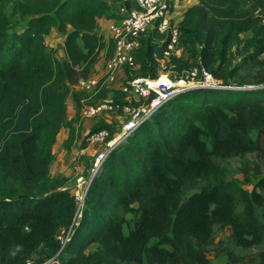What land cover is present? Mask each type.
I'll use <instances>...</instances> for the list:
<instances>
[{
    "label": "trees",
    "instance_id": "trees-1",
    "mask_svg": "<svg viewBox=\"0 0 264 264\" xmlns=\"http://www.w3.org/2000/svg\"><path fill=\"white\" fill-rule=\"evenodd\" d=\"M111 1L20 0L30 18L10 37L0 10V264H24L41 247L60 264H214L210 255L264 264V176L246 189L214 160L264 158V0H196L185 9L178 29L197 44L198 62L183 71L199 65L221 83L178 92L116 143L91 176L78 218L70 188L46 184L57 134L67 127L69 141L74 129L67 97L79 106L78 81L106 49L96 29L98 18L114 15ZM53 28L64 36L63 59L46 49ZM165 43L153 29L141 38L140 75L156 77ZM250 67L253 88L239 77ZM72 223L62 245L59 229ZM214 225L257 251L245 258L215 243Z\"/></svg>",
    "mask_w": 264,
    "mask_h": 264
},
{
    "label": "built area",
    "instance_id": "built-area-1",
    "mask_svg": "<svg viewBox=\"0 0 264 264\" xmlns=\"http://www.w3.org/2000/svg\"><path fill=\"white\" fill-rule=\"evenodd\" d=\"M172 9V0H120L114 15L106 25L113 46L112 53L104 61L102 68L90 72L78 81V88L84 92L79 100V118L116 113L119 129L113 136L106 128L87 130L82 135L77 149L78 155L83 154L92 145L99 146V149L91 161L87 179L82 175L76 177L78 184L72 190L76 202L73 220L81 215L85 191L91 176L116 143L126 139L137 126L149 119L158 107L178 92L189 88L216 87L221 83L199 65L187 69L184 77L172 79L168 75V62L180 51L178 21L173 17ZM152 29L162 34L166 41L163 57L154 78L140 75L136 60L141 38ZM114 91L124 97L117 100L101 96L104 93L112 94ZM73 223L59 233L58 238L62 245L69 240ZM24 264H60V261L54 255L41 262L29 258Z\"/></svg>",
    "mask_w": 264,
    "mask_h": 264
},
{
    "label": "rangeland",
    "instance_id": "rangeland-1",
    "mask_svg": "<svg viewBox=\"0 0 264 264\" xmlns=\"http://www.w3.org/2000/svg\"><path fill=\"white\" fill-rule=\"evenodd\" d=\"M20 0H0V10L5 14L7 18V23L4 29V34L6 37H10L13 33H17L21 31L30 18L29 15L22 13L19 8ZM119 2L113 0L111 1V7L113 11ZM108 17L106 16V19ZM105 19V18H104ZM106 24L104 26L100 25L97 27V34L101 35L102 39L106 42V49L102 51L99 55L96 64L98 68H102L104 61L111 54L109 48L112 46L110 38L107 34ZM245 36V35H243ZM63 34L58 32L55 28H53L50 33L46 36L45 45L46 49L53 50L54 56L58 59L64 58L63 52ZM109 47V48H108ZM179 54L176 55L178 59L181 61L179 63H174L167 67L166 71L170 78L177 79L179 77L185 76V71L183 69L186 68L187 65L196 64L198 62V46L195 43H184L183 38L180 37V45H179ZM174 56V57H176ZM241 54L235 52L232 56V60L229 63L231 66L239 61ZM95 64L91 68V72L96 71L94 69ZM254 69V68H253ZM249 71V72H248ZM254 71L252 67L250 70H242L239 74V77L244 79L243 83H249L245 86L255 85ZM221 82V81H220ZM256 86V85H255ZM73 87L70 88L72 91ZM74 90V89H73ZM71 93V92H70ZM113 95V96H112ZM102 98L112 97L113 99L120 100L124 97V95L120 94L118 91H114L112 94L104 93L101 95ZM70 94L68 95V103L70 102ZM78 113V108H77ZM77 115V114H76ZM93 121L89 125L87 130H92L94 128H106L109 130L111 136L116 134L119 129V119L116 113H107L105 115H97L92 117ZM78 121L73 126V133L71 132V137L69 141H64L63 136L58 134L56 136V141L53 145V161L49 168V179L46 184H50L55 181H59L63 183L62 186L70 188L72 190L77 186L78 182H76V177L82 175L83 178L87 179L88 177V169L90 166V162L96 154V151L99 149V146H91L85 150V152L81 155H78V146H80L81 142V131H83V127L81 125L84 119L79 118ZM81 121V123H79ZM75 129L77 130V134L74 133ZM84 129V131L86 130ZM74 139V140H73ZM75 141V142H73ZM116 143V142H115ZM216 164L218 165L221 174L228 180H234L239 185L243 186L246 189H250L251 184L255 182L259 177L264 176V158L256 153H246L242 156H232L228 158H217L214 159ZM250 181V184H247V181ZM196 191L195 189L189 190L186 193V196ZM127 226H125V231L128 226H131L132 221L134 219V213L129 212L126 214ZM61 230V229H59ZM214 242L217 243L221 241L225 247L230 249L233 253L237 255H242L245 258L251 257L256 251L257 248H249V249H241L234 244V239L232 236L231 228L229 226L220 227L218 225H214L212 228ZM52 253H47V251L43 250V248H39L35 255H33L34 259L42 260L51 256ZM214 264H223L226 261V256L221 255L218 258H213L212 255L209 256Z\"/></svg>",
    "mask_w": 264,
    "mask_h": 264
},
{
    "label": "crops",
    "instance_id": "crops-1",
    "mask_svg": "<svg viewBox=\"0 0 264 264\" xmlns=\"http://www.w3.org/2000/svg\"><path fill=\"white\" fill-rule=\"evenodd\" d=\"M195 2H196V0H172V4H173V9H172L173 10V14L172 15L175 18V20L179 22V20L181 19L182 15H183V12L185 11V9L189 5H191V4L195 3ZM110 18H111L110 16H108L107 19H106L105 16L98 18V20H97V27H99L100 25L104 26L105 23H106V21L108 23V21L110 20ZM104 50L105 49H103L102 51H104ZM102 51L100 52V54L102 53ZM93 68L94 69H97L98 68L96 63H95V67H93ZM75 92H77V91H75ZM70 98H71V100H70L69 103H68V99H67V105H66V109H67V111H66L67 112V120H70L71 123L75 125V123L79 120L78 119V113H77V108L78 107H77L76 101L73 100L72 97H70ZM81 121H82V123H81ZM81 121L79 123H81V125L83 127V131L80 132L81 135H82V133L84 134L87 131L86 128H88L89 125L92 123L93 118H86V119L81 120ZM84 129H86V130L84 131ZM60 133L63 136V140L64 141H67V139L69 137V130H68V128L67 127H63L59 131L58 134H60ZM74 133L77 134V130L76 129H75ZM73 142H75V141H73ZM93 146H96V145H93ZM90 164H91V162H90ZM61 231L62 230H59V233H61ZM93 247H94V245L91 246V248H93Z\"/></svg>",
    "mask_w": 264,
    "mask_h": 264
},
{
    "label": "water",
    "instance_id": "water-1",
    "mask_svg": "<svg viewBox=\"0 0 264 264\" xmlns=\"http://www.w3.org/2000/svg\"><path fill=\"white\" fill-rule=\"evenodd\" d=\"M257 86H259V85H257ZM253 87H255V85H249V86H247V88H253Z\"/></svg>",
    "mask_w": 264,
    "mask_h": 264
}]
</instances>
